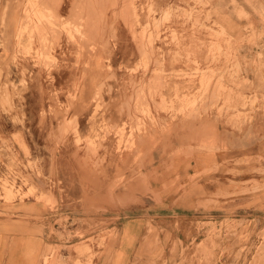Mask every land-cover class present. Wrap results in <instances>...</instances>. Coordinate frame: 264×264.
Masks as SVG:
<instances>
[{"label":"rangeland","instance_id":"obj_1","mask_svg":"<svg viewBox=\"0 0 264 264\" xmlns=\"http://www.w3.org/2000/svg\"><path fill=\"white\" fill-rule=\"evenodd\" d=\"M1 1L9 243L40 237L38 264H113L123 224L162 207L188 212L190 230L179 236L177 221L178 236H161L149 223L126 264H264V224L252 219L264 156H229L216 136L219 123L264 121V0H70L66 16L62 0H20L11 34L14 5ZM96 58V83L80 96Z\"/></svg>","mask_w":264,"mask_h":264},{"label":"crops","instance_id":"obj_2","mask_svg":"<svg viewBox=\"0 0 264 264\" xmlns=\"http://www.w3.org/2000/svg\"><path fill=\"white\" fill-rule=\"evenodd\" d=\"M10 6L14 5L13 9H10L8 12V32L11 34L14 32V29L17 27V20L20 19L15 10L16 3L20 0H8ZM3 0L1 1V3ZM71 7L70 0H62L61 6L59 10L62 12L63 16L69 14V10ZM102 58L93 59L90 63V68L88 71V78L84 80L82 85V94L80 96L85 97L87 92H90L93 89V86L96 83L97 78V62L99 63ZM255 77L250 74L244 77L240 83L245 92H249L252 88V84L256 83ZM234 89H238L236 86L230 85ZM256 114V113H255ZM208 128L211 126V122L213 119L207 118ZM254 123H250L244 126H235L227 123H219L217 124V137L222 140V143L229 148L228 155L234 158H243L246 156H264V121L260 120ZM213 127V126H212ZM179 133L177 134V137ZM208 137L212 135L211 133H207ZM16 140L19 144L20 149L23 152L28 151V146L22 137V135H18ZM189 159L179 156L175 159L178 162V168L183 170L186 167L185 163ZM153 161H161V155L154 150L153 153ZM192 161V160H191ZM193 161H197L196 159ZM256 164L255 166H258ZM185 166V167H184ZM184 171V170H183ZM253 179H256L258 182H264V173H255L253 175ZM225 184V183H224ZM146 187L149 189L150 186L146 184ZM172 189V188H170ZM169 189V190H170ZM255 195L258 197H264V190L257 191ZM256 197V196H255ZM121 199V198H119ZM122 200V199H121ZM182 202L179 198H176L175 201ZM186 200V199H185ZM194 199L192 198V202ZM108 199H106V203ZM174 202V201H170ZM258 205L254 208V221H260V223L264 224V205ZM188 212H183L182 210L177 211L174 210L172 213L168 214V210L166 208L158 207V209L154 208L153 210H149L148 212L141 213L137 215L135 218L127 220L126 223L123 224V230L125 226L128 227V231L126 233L122 232L120 247L114 253L113 256V264H126L128 253L137 247V243L140 238L144 235L147 225L151 223L156 230L162 235L165 232H169L170 234L176 235L180 233L179 236H184V230L188 227L190 230L191 215ZM178 217V218H175ZM179 221V225H181V231L179 232V226L177 224ZM184 228V229H183ZM6 235L1 234L0 232V264H38L40 254L43 250V240L40 237H35L31 234L25 236H16L15 243H9L6 239Z\"/></svg>","mask_w":264,"mask_h":264},{"label":"bare ground","instance_id":"obj_3","mask_svg":"<svg viewBox=\"0 0 264 264\" xmlns=\"http://www.w3.org/2000/svg\"><path fill=\"white\" fill-rule=\"evenodd\" d=\"M102 10H103V9H102ZM92 12H93V11H92ZM88 16H89V15H88ZM88 23H89V22H88ZM88 25H89V24H88ZM90 28H92V27H90ZM90 28H89V29H90ZM87 30H88V29H87ZM99 41H100V40H99ZM102 43H103V42H102ZM98 44H99V43H98Z\"/></svg>","mask_w":264,"mask_h":264}]
</instances>
